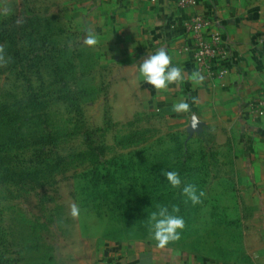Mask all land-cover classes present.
I'll return each instance as SVG.
<instances>
[{
	"label": "rangeland",
	"instance_id": "374dc122",
	"mask_svg": "<svg viewBox=\"0 0 264 264\" xmlns=\"http://www.w3.org/2000/svg\"><path fill=\"white\" fill-rule=\"evenodd\" d=\"M79 11H60L53 0H0L8 60L0 67V176L8 168L23 175L19 186L0 185V264H98L112 246L156 245L147 219L157 205H178L185 220L181 240L166 248L209 256L241 248L240 192L217 187L234 179L214 172L229 163L217 155L214 131L190 138L194 113L185 124L149 106L125 64L83 44ZM44 136L51 142L38 141ZM162 169L197 185L203 203H184Z\"/></svg>",
	"mask_w": 264,
	"mask_h": 264
},
{
	"label": "crops",
	"instance_id": "0c3cea01",
	"mask_svg": "<svg viewBox=\"0 0 264 264\" xmlns=\"http://www.w3.org/2000/svg\"><path fill=\"white\" fill-rule=\"evenodd\" d=\"M55 5L66 13L80 9L83 29L95 32L98 45L107 48L116 63L125 64L133 85L150 96L149 106L167 108L178 117L172 111L174 102L184 98L191 104V97L198 98L179 118L186 124L188 114L194 113L191 116L202 122L205 132L206 127L214 131L222 150L217 155L229 161L214 172L234 179H220L217 187L240 192L234 204L243 209L238 219L246 225L238 250H212L214 256H209L137 242L103 250L98 263L264 264V115L253 116L248 107L264 96V0H198L196 7L185 10L173 0H53ZM194 16L209 18L211 27L222 32L226 49L215 67L201 72L205 80L197 87L187 82V75L198 69L186 50L184 32ZM159 48L167 50L173 65L183 68L185 82L158 93L139 78L138 66ZM222 69L227 71L223 78ZM205 111H212L214 118L204 119Z\"/></svg>",
	"mask_w": 264,
	"mask_h": 264
},
{
	"label": "clouds",
	"instance_id": "9594fccd",
	"mask_svg": "<svg viewBox=\"0 0 264 264\" xmlns=\"http://www.w3.org/2000/svg\"><path fill=\"white\" fill-rule=\"evenodd\" d=\"M99 37L91 29L87 30L83 39V44L88 47H95L99 44ZM4 46L0 45V67L7 65L8 60L4 55ZM138 76L144 82L154 87L159 92H165L170 85L181 86L185 82V73L182 67L175 66L172 63V57L165 48H159L153 54H148L138 66ZM205 76L198 70H193L187 75V82L193 87L203 84ZM198 103L197 97H191V104ZM188 100L180 98L172 105V111L180 113H188L191 108ZM199 120L194 116L192 118L191 127L196 129ZM162 175L166 177L168 184L173 189H180L181 195L185 197L184 203L193 206L202 204L205 192L199 190L197 185L192 183H184L177 171L161 170ZM180 208L178 205H172L171 209L167 205H157V210L151 212L147 219L148 231L151 238L156 242V247L164 249L170 244H175L181 240V233L185 229V220L178 215ZM70 215L73 218H79L80 208L77 204L70 205ZM179 253H177L178 255Z\"/></svg>",
	"mask_w": 264,
	"mask_h": 264
},
{
	"label": "built area",
	"instance_id": "2783aa9c",
	"mask_svg": "<svg viewBox=\"0 0 264 264\" xmlns=\"http://www.w3.org/2000/svg\"><path fill=\"white\" fill-rule=\"evenodd\" d=\"M180 10L194 8L198 0H173ZM185 35L188 38L186 50L198 71L212 69L226 52L222 32L211 27V21L205 16H194L184 26ZM262 43V42H261ZM226 70H219V76L223 78ZM249 112L253 116L264 115V96L249 104ZM98 264H122L119 260H110Z\"/></svg>",
	"mask_w": 264,
	"mask_h": 264
},
{
	"label": "trees",
	"instance_id": "16d2710c",
	"mask_svg": "<svg viewBox=\"0 0 264 264\" xmlns=\"http://www.w3.org/2000/svg\"><path fill=\"white\" fill-rule=\"evenodd\" d=\"M41 47H45V42L41 45ZM43 109V107H42ZM0 119H1V116H0ZM51 137L50 136H44L42 138H40L38 141L41 142V143H48V142H51ZM22 174H19L18 172L16 171H13L12 169L8 168L6 171H5V177H1L0 176V185H6V184H9V185H13V186H19L21 185V178H22ZM20 182V183H19Z\"/></svg>",
	"mask_w": 264,
	"mask_h": 264
},
{
	"label": "water",
	"instance_id": "95a60500",
	"mask_svg": "<svg viewBox=\"0 0 264 264\" xmlns=\"http://www.w3.org/2000/svg\"><path fill=\"white\" fill-rule=\"evenodd\" d=\"M194 117L198 120V118L196 116H194ZM191 122H192V119H191ZM191 122H190V126L187 129L189 137L192 138L195 134L196 135H201L203 133V124L199 121L198 127L196 129H193L191 127Z\"/></svg>",
	"mask_w": 264,
	"mask_h": 264
}]
</instances>
